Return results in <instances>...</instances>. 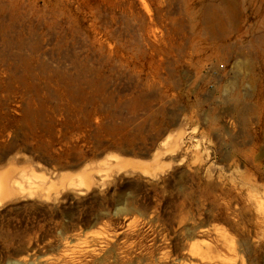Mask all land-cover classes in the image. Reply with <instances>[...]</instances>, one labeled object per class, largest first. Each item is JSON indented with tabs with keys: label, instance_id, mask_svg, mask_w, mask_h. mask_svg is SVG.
<instances>
[{
	"label": "rangeland",
	"instance_id": "obj_1",
	"mask_svg": "<svg viewBox=\"0 0 264 264\" xmlns=\"http://www.w3.org/2000/svg\"><path fill=\"white\" fill-rule=\"evenodd\" d=\"M3 169L0 264H264V0H0Z\"/></svg>",
	"mask_w": 264,
	"mask_h": 264
},
{
	"label": "bare ground",
	"instance_id": "obj_2",
	"mask_svg": "<svg viewBox=\"0 0 264 264\" xmlns=\"http://www.w3.org/2000/svg\"><path fill=\"white\" fill-rule=\"evenodd\" d=\"M117 158V157H116ZM133 159H137V158H133ZM140 160V159H139ZM124 163L121 165V168H139L137 167V163L138 162H135V160H123ZM122 162V160L118 159L117 158V163L116 165L119 166L120 163ZM158 165V164H156ZM133 170V169H131ZM160 173V172H159ZM158 173V174H159ZM42 175V173H41ZM149 175V174H148ZM157 175V174H156ZM89 177V178H88ZM13 172L11 170H8V169H3L1 172H0V204L3 203L4 201L6 200H9L15 196H18V195H22L25 191L24 189H16L15 188V185H14V182H13ZM91 177L90 176H83L82 178V181H80V183L78 184L79 186H76V187H86V186H89L90 183H91ZM24 181V179H23ZM53 181V180H52ZM51 181V182H52ZM58 180H54L53 182H56L57 183ZM60 181V182H59ZM58 181V184H50L51 187L53 186H59V188H65V187H70L69 184H65L66 183V178L61 177ZM248 183V182H247ZM72 186V185H71ZM26 193V192H25ZM28 193V192H27ZM224 248V247H223ZM226 248V247H225ZM230 248V247H228ZM210 249H208L207 251H202L200 250L199 248H195V249H192L191 250V256L192 257H195L197 259L201 258V260H208L209 261V264H216V263H211L213 260L217 259L220 257V255L217 254V252H212V251H209ZM227 250V249H226ZM231 250V249H230ZM227 252V251H226ZM233 254V253H232ZM222 258V256H221ZM104 259V258H103ZM106 259V258H105ZM104 259V260H105ZM224 259V258H223ZM211 261V262H210ZM217 261V260H216ZM94 262V261H93ZM99 262V261H98ZM238 263V262H237ZM207 264V263H206ZM236 264V263H235Z\"/></svg>",
	"mask_w": 264,
	"mask_h": 264
},
{
	"label": "water",
	"instance_id": "obj_3",
	"mask_svg": "<svg viewBox=\"0 0 264 264\" xmlns=\"http://www.w3.org/2000/svg\"><path fill=\"white\" fill-rule=\"evenodd\" d=\"M118 211H119V212H122V210H120V209H119Z\"/></svg>",
	"mask_w": 264,
	"mask_h": 264
}]
</instances>
